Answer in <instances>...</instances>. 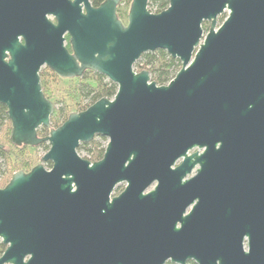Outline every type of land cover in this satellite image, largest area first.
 Instances as JSON below:
<instances>
[{"label":"water","instance_id":"95a60500","mask_svg":"<svg viewBox=\"0 0 264 264\" xmlns=\"http://www.w3.org/2000/svg\"><path fill=\"white\" fill-rule=\"evenodd\" d=\"M119 3L0 0L10 140L49 144L0 187V264H264V0H130L125 24ZM156 49L180 61L160 85L133 68ZM44 65L116 91L39 136L54 109ZM96 135L108 141L90 161L77 147Z\"/></svg>","mask_w":264,"mask_h":264},{"label":"trees","instance_id":"16d2710c","mask_svg":"<svg viewBox=\"0 0 264 264\" xmlns=\"http://www.w3.org/2000/svg\"><path fill=\"white\" fill-rule=\"evenodd\" d=\"M92 5L97 6L103 0H90ZM130 4V0H120V3L117 5V16L126 20L127 11ZM168 5V0H148L147 7L152 12H159L164 9ZM205 25V22L202 26ZM204 28V27H203ZM180 67V61L178 58H174L170 56L163 49H156L153 51H147L140 55V57L135 61L134 68L137 71L141 69H147L150 74V79L154 81L156 84H165L167 83L175 74L177 69ZM47 69L42 73H39L40 85L43 95L49 99L53 105L56 102H60L58 108L53 109L52 113L49 116V125L48 126H40L37 130V134L39 136H45L48 134L49 129L52 127H56L60 125L67 115L71 112L68 108V103L64 98H57L56 100H51L47 97L46 91L44 88V82L42 80V75L44 73L50 74L53 76H58L52 69L46 67ZM72 80V79H71ZM70 80V81H71ZM117 85L109 80L105 75L98 73L93 70H85L80 76L74 77L73 81L69 82V84L65 88V94L68 95L69 99L73 102V104L78 105L80 107L79 110L84 109L86 106L94 102L100 97H112L116 91ZM86 98L88 100L84 102L82 105L80 103L84 101ZM62 118L61 123L59 119ZM3 126H6L7 132L0 139V173H5L7 167H9L11 158H15V161L11 163L12 165H16L20 169L27 171L22 168V165L27 163V160L21 156L26 149H29V145L25 144H14L10 140V129L11 123L7 115V108L3 103H0V130ZM49 147V144L46 141H42L38 144V146ZM85 148L89 154V160L95 161L99 159L104 151V147L100 146V144L92 138L88 142H82L78 145L77 149ZM47 164L50 166V161H47ZM5 245L0 241V254L3 252ZM164 264H176L170 261H166ZM185 264H196L192 260L187 261Z\"/></svg>","mask_w":264,"mask_h":264},{"label":"rangeland","instance_id":"374dc122","mask_svg":"<svg viewBox=\"0 0 264 264\" xmlns=\"http://www.w3.org/2000/svg\"><path fill=\"white\" fill-rule=\"evenodd\" d=\"M225 15H226V12L217 16L216 24H215L216 26H218L223 21ZM208 26H209V22H205V25L203 26L204 31H206L208 29ZM46 67H48V66H46V65L42 66L39 73L40 72L42 73L43 71H45L47 69ZM133 68H134V65H133ZM134 70L137 71L136 68H134ZM149 76H150V74H149ZM73 79H74V77H61L59 75L53 76V75H50L49 73L48 74L44 73L42 75V80L44 82V88H45L46 95L48 98H50L53 101L56 100L57 98H64L65 101L68 103L67 109L69 111H80L79 109L81 106L78 107V105L73 104L71 99H69L68 95H66L64 92L66 86L69 84V82L73 81ZM87 100H88V98H86L84 101H82L80 103V105H82ZM59 105H60V102H56L54 105V109L58 108ZM61 121H62V118L59 119L60 123H61ZM6 132H7L6 126H3L2 129L0 130V139L3 135L6 134ZM94 138L100 144L101 147L103 146L105 148L106 143L108 141V138L106 136L96 135V136H94ZM48 148H46L45 146H42V145L41 146L35 145V146L29 147V149H26L24 151V153L21 154V156H23V158L25 160H27V163L22 165L21 169L28 171L33 165L40 162L41 161L40 157L48 150ZM77 152L81 157H84V158L89 160L90 154L85 148H81L79 150L77 149ZM14 161H15V158L12 157L11 161H9L10 165H9V167H7L5 173H3V174L0 173V187H3L8 182V180L10 179L13 172L20 169V167L18 168L16 165L11 164ZM43 165L46 168L50 167L47 164V162H43ZM125 184H126L125 182H120V183L116 184L111 195H117L123 189Z\"/></svg>","mask_w":264,"mask_h":264},{"label":"flooded vegetation","instance_id":"af4514ba","mask_svg":"<svg viewBox=\"0 0 264 264\" xmlns=\"http://www.w3.org/2000/svg\"><path fill=\"white\" fill-rule=\"evenodd\" d=\"M90 2H91V1H90ZM91 4H92V3H91ZM93 6H94V5H93ZM116 13H117V10H116ZM49 18H50L52 21L55 22L54 17L49 16ZM118 18H119V17H118ZM121 20H122V19H121ZM125 21H126V20H122V22H123L124 24L126 23ZM64 37H65L64 45L68 48V50H69L70 52H72L71 47H70V44H69V35H68L67 33H65V34H64ZM20 41H22L21 38H20ZM39 79H40V78H39ZM181 160H182V158H179V159L175 162V165L179 164V163L181 162ZM194 170H195V167L192 169L191 173H193Z\"/></svg>","mask_w":264,"mask_h":264}]
</instances>
